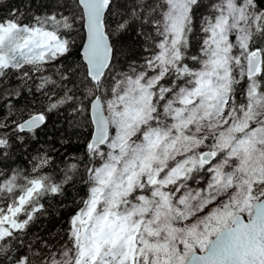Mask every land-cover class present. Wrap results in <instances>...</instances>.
<instances>
[{
	"label": "snow or ice",
	"instance_id": "snow-or-ice-1",
	"mask_svg": "<svg viewBox=\"0 0 264 264\" xmlns=\"http://www.w3.org/2000/svg\"><path fill=\"white\" fill-rule=\"evenodd\" d=\"M0 12V264H264V0ZM62 110L82 154L11 167ZM77 177L65 237L28 239Z\"/></svg>",
	"mask_w": 264,
	"mask_h": 264
},
{
	"label": "trees",
	"instance_id": "trees-1",
	"mask_svg": "<svg viewBox=\"0 0 264 264\" xmlns=\"http://www.w3.org/2000/svg\"><path fill=\"white\" fill-rule=\"evenodd\" d=\"M9 2L12 5L18 6L21 12L29 14H41L43 11L55 7V0H49L43 7L40 0H4L5 4ZM3 14V12H0V15ZM89 131L90 129L85 130L78 127L73 118L68 114V111L62 110L60 114L51 116L48 128L45 132L40 133L39 141L29 142L26 145L27 151L19 147L15 148L14 155L8 163L13 168L24 169L30 167L28 161L32 156L37 155L38 151L43 152L55 146L57 151L52 154L56 157V167L62 169L65 167V164L61 163V161L68 162L67 158L69 156H79L82 154L84 144L78 141H82L87 137ZM62 139L69 140V144L62 146L60 143ZM84 193L85 186L80 182L79 177H77L76 184L67 188L66 196L46 197L42 203H44L47 213L44 216H40L36 223L31 226L28 239H32L35 235L36 237L50 241L52 244L60 242L65 237L64 230L68 227L67 220L75 211L72 201L74 198H77L76 194L82 196ZM61 202L69 206L62 207ZM21 251H23V248Z\"/></svg>",
	"mask_w": 264,
	"mask_h": 264
}]
</instances>
